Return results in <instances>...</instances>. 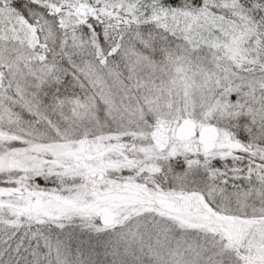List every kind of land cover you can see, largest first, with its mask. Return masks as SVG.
<instances>
[{
    "label": "snow or ice",
    "instance_id": "snow-or-ice-1",
    "mask_svg": "<svg viewBox=\"0 0 264 264\" xmlns=\"http://www.w3.org/2000/svg\"><path fill=\"white\" fill-rule=\"evenodd\" d=\"M0 264H264V0H0Z\"/></svg>",
    "mask_w": 264,
    "mask_h": 264
}]
</instances>
